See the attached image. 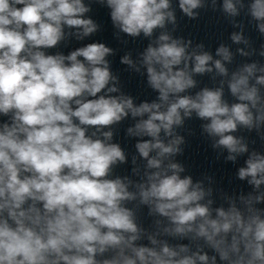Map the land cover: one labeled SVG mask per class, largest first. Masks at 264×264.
I'll list each match as a JSON object with an SVG mask.
<instances>
[{
  "label": "clouds",
  "instance_id": "9594fccd",
  "mask_svg": "<svg viewBox=\"0 0 264 264\" xmlns=\"http://www.w3.org/2000/svg\"><path fill=\"white\" fill-rule=\"evenodd\" d=\"M93 5L110 10L117 39L149 38L138 61L127 53L121 63L146 71L156 100L136 105L120 92L104 43L49 54L100 30L86 15ZM178 7L194 20L217 0ZM222 12L241 29L235 44L250 45L234 19L241 12L264 35V0H223ZM177 27L172 0H0V264H264V154L233 134L255 130L264 140V66L246 63L229 78V47L217 48L219 59L203 44L189 51ZM214 71L226 79L193 94L194 76ZM193 114L227 161L247 154L237 177L252 191L223 195L227 207H213L212 187L182 176L174 159L185 143L176 129ZM129 115L136 122L127 135L141 138L135 148L146 162L141 170L132 156L136 179L113 176L127 156L112 126Z\"/></svg>",
  "mask_w": 264,
  "mask_h": 264
}]
</instances>
